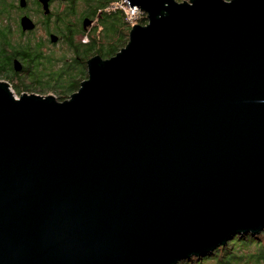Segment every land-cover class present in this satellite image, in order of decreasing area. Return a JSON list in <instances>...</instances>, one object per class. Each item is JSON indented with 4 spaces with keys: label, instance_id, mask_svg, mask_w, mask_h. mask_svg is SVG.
<instances>
[{
    "label": "water",
    "instance_id": "water-1",
    "mask_svg": "<svg viewBox=\"0 0 264 264\" xmlns=\"http://www.w3.org/2000/svg\"><path fill=\"white\" fill-rule=\"evenodd\" d=\"M124 1L146 23L67 99L0 80V264H177L264 231V0Z\"/></svg>",
    "mask_w": 264,
    "mask_h": 264
},
{
    "label": "trees",
    "instance_id": "trees-1",
    "mask_svg": "<svg viewBox=\"0 0 264 264\" xmlns=\"http://www.w3.org/2000/svg\"><path fill=\"white\" fill-rule=\"evenodd\" d=\"M119 2L121 0L83 1L84 8L88 9L90 6L94 16L100 12L102 17H98V26L96 25V29L90 33L89 41L79 42L78 49L74 48L75 51H79L81 58L72 56L66 58L65 54H58L57 60L53 62L52 59L55 55L40 53L39 56L27 48L25 57H28L29 62L23 66L24 75L21 76L20 73H17L14 77H10L7 73V68L10 69V62H8L7 65H0V80L9 82V86L19 95L23 93L39 95L52 93L59 101L67 99L78 89L80 82L87 77L86 59L94 54H98L102 58H109L126 44L131 24L124 11L118 7ZM135 22L145 24V14L140 13ZM69 31L65 36L70 35ZM1 46L3 47V45ZM3 50H6L5 47ZM3 50L0 49V54L4 52ZM38 60L42 62L41 66L34 64V61L38 62ZM56 63H58V67H56ZM258 238L261 236L251 237L236 234L229 239L225 246H221L215 252L201 257L193 256L177 264H264V242Z\"/></svg>",
    "mask_w": 264,
    "mask_h": 264
},
{
    "label": "flooded vegetation",
    "instance_id": "flooded-vegetation-1",
    "mask_svg": "<svg viewBox=\"0 0 264 264\" xmlns=\"http://www.w3.org/2000/svg\"><path fill=\"white\" fill-rule=\"evenodd\" d=\"M83 1L45 0L43 3L41 0H0V49H6L0 54V65L10 62V69L7 68L10 77L17 73L24 75L23 66L29 62L28 57H25L27 48L39 56L40 53L55 55L53 62L57 60L58 54H65L66 58H81L79 51L74 48L79 42L89 41L90 33L96 29L102 17L100 12L94 16L90 6L84 8ZM22 18L29 19L32 27L23 29ZM68 31L70 35L65 36ZM15 62L21 68L18 71L14 70ZM34 64L41 66L42 62L38 60Z\"/></svg>",
    "mask_w": 264,
    "mask_h": 264
},
{
    "label": "built area",
    "instance_id": "built-area-1",
    "mask_svg": "<svg viewBox=\"0 0 264 264\" xmlns=\"http://www.w3.org/2000/svg\"><path fill=\"white\" fill-rule=\"evenodd\" d=\"M118 7L124 11L131 25L136 23V17L140 14L139 10L136 7H129L124 0H121V2L118 3Z\"/></svg>",
    "mask_w": 264,
    "mask_h": 264
},
{
    "label": "rangeland",
    "instance_id": "rangeland-1",
    "mask_svg": "<svg viewBox=\"0 0 264 264\" xmlns=\"http://www.w3.org/2000/svg\"><path fill=\"white\" fill-rule=\"evenodd\" d=\"M54 73H56V71H54ZM5 81V80H4ZM7 82V81H6ZM7 83H9V82H7ZM10 89H11V91H12V93H13V95L14 96H16V97H18L19 96V94H17L11 87H10ZM50 95H53L52 93H49ZM54 96V95H53ZM263 233H264V231H262L261 233H259V234H257V235H251V234H249V233H246V234H243V233H239V234H237V235H249V236H251V237H258V236H261V238H258L261 242H264V235H263ZM236 235V234H235ZM263 240V241H262ZM229 242V240L227 241V243ZM221 247V246H220ZM220 247H218V248H220ZM223 247V246H222ZM218 248H216V249H218ZM215 249V250H216ZM215 250L213 251V252H215ZM209 259H211V258H209ZM207 261V260H206ZM211 261V260H210Z\"/></svg>",
    "mask_w": 264,
    "mask_h": 264
},
{
    "label": "clouds",
    "instance_id": "clouds-1",
    "mask_svg": "<svg viewBox=\"0 0 264 264\" xmlns=\"http://www.w3.org/2000/svg\"><path fill=\"white\" fill-rule=\"evenodd\" d=\"M136 24V23H135Z\"/></svg>",
    "mask_w": 264,
    "mask_h": 264
}]
</instances>
